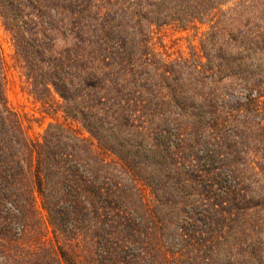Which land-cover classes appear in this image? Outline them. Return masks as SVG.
Returning <instances> with one entry per match:
<instances>
[{
	"label": "trees",
	"instance_id": "16d2710c",
	"mask_svg": "<svg viewBox=\"0 0 264 264\" xmlns=\"http://www.w3.org/2000/svg\"><path fill=\"white\" fill-rule=\"evenodd\" d=\"M244 1L203 61L153 49L155 31H186L193 15L170 25L125 0H0L14 64L52 118L26 136L0 46V264H264V9ZM226 73L244 103L192 104L191 86ZM32 232L56 248L20 249Z\"/></svg>",
	"mask_w": 264,
	"mask_h": 264
},
{
	"label": "rangeland",
	"instance_id": "374dc122",
	"mask_svg": "<svg viewBox=\"0 0 264 264\" xmlns=\"http://www.w3.org/2000/svg\"><path fill=\"white\" fill-rule=\"evenodd\" d=\"M237 1L240 0H125L127 3H124V6L130 7V10L133 11L143 10L148 13L153 11L158 15L156 17L159 19V24L176 25L175 19H182L180 22L184 25L186 24L185 20L190 21V15H193L195 24H191L190 27L188 25L189 29L186 31L169 25L162 26L155 31L156 35L152 41L153 49L155 52H167L173 59L180 55L188 58L197 54L203 57V61H205V57L217 56L216 49L212 44H219V42L227 40L228 36H226L224 29L226 30L229 23L236 19L235 11L239 9V5L235 7L234 3ZM251 2V0H245L244 6L247 7ZM220 3H223L222 11L217 8L213 10L215 15L209 20L205 16H199L201 11L206 13L211 7H219ZM260 8L264 9V0ZM150 17H154V14ZM0 46L7 65L5 93L8 103L19 116L26 136L34 138L44 131L52 118L44 113L41 104L28 93L23 82L24 78L21 77L19 69L14 64V49L8 33L4 30L1 18ZM237 79V75L233 73L218 74L201 81L203 85L191 86L189 93L194 94L192 104L199 106L211 100L213 104L219 107V111L224 103L228 104L230 108H235L238 104L244 103L249 95L248 89L241 85ZM47 237L50 238V241ZM58 241L59 245L62 246L66 243L62 238ZM18 244L20 249L36 252L40 255H48V250L50 251L52 246L56 248V242L50 234L44 238V243L41 244L34 241L33 232L32 235L30 234L29 237L19 241ZM79 246V255H86L87 248L83 241Z\"/></svg>",
	"mask_w": 264,
	"mask_h": 264
}]
</instances>
